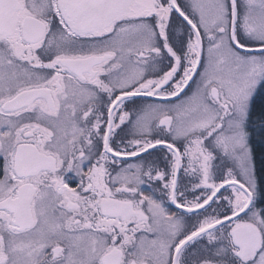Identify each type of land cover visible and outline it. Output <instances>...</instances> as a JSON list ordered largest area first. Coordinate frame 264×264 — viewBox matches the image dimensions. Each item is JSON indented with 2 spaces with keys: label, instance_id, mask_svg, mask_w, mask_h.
I'll list each match as a JSON object with an SVG mask.
<instances>
[{
  "label": "snow or ice",
  "instance_id": "snow-or-ice-1",
  "mask_svg": "<svg viewBox=\"0 0 264 264\" xmlns=\"http://www.w3.org/2000/svg\"><path fill=\"white\" fill-rule=\"evenodd\" d=\"M259 87L264 0H0V264H264Z\"/></svg>",
  "mask_w": 264,
  "mask_h": 264
},
{
  "label": "rangeland",
  "instance_id": "rangeland-1",
  "mask_svg": "<svg viewBox=\"0 0 264 264\" xmlns=\"http://www.w3.org/2000/svg\"><path fill=\"white\" fill-rule=\"evenodd\" d=\"M195 85L194 83L192 84V87H191V92L193 91ZM259 99V98H262L264 100V87H259L258 90H257V93L254 97V100H253V105H252V127L255 129L253 135H252V138H251V147L253 148V151L255 149H257L259 146L263 148L264 150V136L261 135L260 133V114L262 111H264V101H262V104H263V107L261 110L260 113H258V110H257V105L255 103L256 99ZM256 111V113H255ZM211 144V143H210ZM1 160V168H0V178L3 177V172H2V165H3V160L2 158H0ZM215 164L216 166H219L220 164H224L223 161L217 159L215 161ZM221 167V166H219ZM225 170L227 171V169H224L223 173L225 172ZM222 172H215L214 176H217L219 177L221 175ZM231 192V188H225V194H229Z\"/></svg>",
  "mask_w": 264,
  "mask_h": 264
},
{
  "label": "flooded vegetation",
  "instance_id": "flooded-vegetation-1",
  "mask_svg": "<svg viewBox=\"0 0 264 264\" xmlns=\"http://www.w3.org/2000/svg\"><path fill=\"white\" fill-rule=\"evenodd\" d=\"M191 87H192V84H190L189 85V87L185 90V92L182 94V96H181V99H183L185 96H188V95H190L191 94ZM176 101L175 100H173L172 101V103H175ZM137 103L139 104V103H141V101L140 100H137ZM132 107V105L131 104H128L126 107H125V110H128L129 108H131ZM208 143H211V141H208ZM182 150V149H181ZM186 162V161H185ZM219 166H221V167H219ZM219 166H216V164H214V174H215V172H223L224 171V169H227L226 167H223L222 168V165L220 164ZM229 167H231V166H229ZM0 168H1V160H0ZM224 173H226V170H225V172ZM115 173H113V175H114ZM180 175H181V177H183V172L181 171V173H180ZM1 176V175H0ZM184 182V180L182 179V183ZM217 182H219V180H217ZM71 186H75L74 184L73 185H71ZM145 194H149V192H148V189L145 187ZM221 196H224V195H227V194H225V189L224 190H222L221 191ZM188 198L189 199H191L192 197L191 196H188ZM172 211H174L175 209H174V207L171 209Z\"/></svg>",
  "mask_w": 264,
  "mask_h": 264
},
{
  "label": "trees",
  "instance_id": "trees-1",
  "mask_svg": "<svg viewBox=\"0 0 264 264\" xmlns=\"http://www.w3.org/2000/svg\"><path fill=\"white\" fill-rule=\"evenodd\" d=\"M260 99V98H259ZM258 98L256 99V101H255V103H256V105H257V110H258V113H260L261 111H259V110H261L262 109V107H263V104H262V101H264V100H259ZM255 113H256V111H255ZM210 144V143H209ZM254 156H255V158H256V161H257V166H259V161L262 159V158H264V150H263V148L262 147H258L257 149H255L254 150ZM224 162V161H223ZM231 161H227L226 163H227V167H229V166H231L229 163H230ZM225 163V162H224ZM226 167V168H227Z\"/></svg>",
  "mask_w": 264,
  "mask_h": 264
},
{
  "label": "bare ground",
  "instance_id": "bare-ground-1",
  "mask_svg": "<svg viewBox=\"0 0 264 264\" xmlns=\"http://www.w3.org/2000/svg\"><path fill=\"white\" fill-rule=\"evenodd\" d=\"M259 100H263V99H262V98H260ZM229 164L232 166L231 162H230Z\"/></svg>",
  "mask_w": 264,
  "mask_h": 264
},
{
  "label": "water",
  "instance_id": "water-1",
  "mask_svg": "<svg viewBox=\"0 0 264 264\" xmlns=\"http://www.w3.org/2000/svg\"><path fill=\"white\" fill-rule=\"evenodd\" d=\"M227 186H225V188H226ZM228 188V187H227ZM222 191V190H221Z\"/></svg>",
  "mask_w": 264,
  "mask_h": 264
}]
</instances>
